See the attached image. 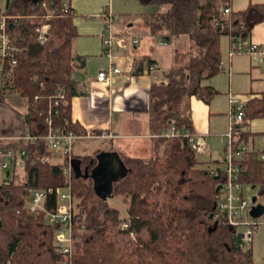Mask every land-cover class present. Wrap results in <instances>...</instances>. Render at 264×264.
Wrapping results in <instances>:
<instances>
[{"label":"trees","instance_id":"trees-1","mask_svg":"<svg viewBox=\"0 0 264 264\" xmlns=\"http://www.w3.org/2000/svg\"><path fill=\"white\" fill-rule=\"evenodd\" d=\"M59 1L45 0L48 8L58 10L55 14L59 15L49 22L58 24L59 29L47 30L48 39L35 58L27 56L26 48L33 27L42 22L44 11L40 5L27 6L26 14L34 17L16 25L7 21V32L21 51L11 72V87L0 85V101L10 94L25 97L23 132L39 138L33 143L6 145L24 146L26 155L20 179L15 168L0 178V264H59L52 247L53 228L43 222L40 214L29 215L22 207L27 189L31 188L46 190L45 207L52 209L53 190L63 185V164L41 160L49 155L41 139L46 133L43 119L52 103L49 96L57 87L63 90V101L54 108L52 128L84 134L69 116V99L74 94L71 74L75 67L70 44L75 32L70 11H60L63 8ZM219 1L139 0L143 5L165 7L144 17L150 34L166 43H186L184 50H174V61L163 72L166 82L152 84L148 90V129L156 135L155 143L161 151L146 159L120 157L127 172L113 184L112 195H121L124 217H120L117 208L95 197L91 180L84 178L93 159L89 155L72 156L70 193L78 201L72 217L69 264H254L250 248L245 247L240 234L214 207L218 194L215 188L223 181L222 170L201 166L183 136L192 130L189 97L207 104L217 94L202 82L221 69L220 35L228 36L229 51L233 52L236 41L246 40L253 25L264 21V2L249 3L232 11L229 0ZM11 3L12 0H5L3 8L9 9ZM225 6L230 10L227 14L222 13ZM34 96L37 98L33 99ZM243 111L244 119L264 116L262 94L247 99ZM241 126L233 125V148L245 140ZM168 127L179 135H158ZM259 154L244 150L238 162V181L257 187L264 204V159ZM122 237L126 241H121Z\"/></svg>","mask_w":264,"mask_h":264},{"label":"crops","instance_id":"crops-1","mask_svg":"<svg viewBox=\"0 0 264 264\" xmlns=\"http://www.w3.org/2000/svg\"><path fill=\"white\" fill-rule=\"evenodd\" d=\"M108 1L110 4V0L59 1L63 9L70 11V22L75 32L70 44V54L74 57L75 63L71 74L74 82V94L69 99L70 121L76 123L84 131V134L81 135L83 137L78 139L88 141V143L91 142V148H93L91 152L113 151L119 157L128 156L146 159L150 157V153L152 156L155 151L158 153L161 151V146L157 147L155 136L150 134L148 129V90L152 84L166 82L163 72L173 63L174 56L167 66L162 68L159 65L153 57L154 46H164L167 43L160 40V38L157 39L156 35L150 34L147 26L143 23L144 17L142 18L143 21L141 20L140 24L137 23L134 29L130 31L118 27L119 23L115 27L113 26L112 33L124 38V46L113 51L110 56H105L101 49V33L103 31V12L105 10L110 12ZM246 1V4L238 7L237 10L245 8L249 3L264 2V0ZM229 6L231 9L230 0ZM117 28L121 29L118 30ZM246 40L256 44L263 52L260 55L262 61L259 63L264 64V21L253 25ZM248 56L251 58V55ZM230 66L232 67L231 59L227 67L221 66V70L225 68L228 73V90H230ZM109 67H117L120 72L111 75L105 81H96V74ZM207 81L208 83L205 84L214 88L210 80L207 79ZM214 89L217 94L220 93L219 90ZM261 94L264 104V89L249 91L244 102L253 95ZM5 98L6 96L0 102L5 103ZM12 100L15 102L14 109L19 114H17L19 120L15 122V128L13 129L7 127L5 122H0V144H17L19 142L17 137L24 133L21 117L26 110L25 99L20 97L19 100ZM208 103L205 104L193 96L188 99L191 131L205 134L206 139L210 118L219 114L212 112L211 104ZM0 106L9 110V106ZM261 118H264V116L244 119L241 123V130L246 133L247 137L241 144L245 150H254L253 140L255 135H261L264 139V126L252 122ZM17 124L20 126L19 129L16 128ZM99 134L110 136L102 138L84 137L85 135ZM95 141H101L104 145H99ZM255 151L264 153V150L261 152ZM71 153L73 157L90 154H74L72 151ZM204 155L207 159L209 158L208 146ZM219 164L214 163L208 169H215L216 167L221 169L222 165L219 167Z\"/></svg>","mask_w":264,"mask_h":264},{"label":"built area","instance_id":"built-area-1","mask_svg":"<svg viewBox=\"0 0 264 264\" xmlns=\"http://www.w3.org/2000/svg\"><path fill=\"white\" fill-rule=\"evenodd\" d=\"M37 4L41 6L44 14L41 17L42 22L33 27L29 44L39 43L43 46L48 39L47 30L49 24L47 21L56 15L55 13L58 10H56L55 7L48 8L45 0H41L40 3ZM63 10L64 9H60V11ZM229 11V8L226 6L222 8L223 14H227ZM24 15V17H20L19 19L9 14L4 8H0V85H5L6 89L11 87V72L16 64L17 55L21 51V49L15 45L14 39L9 36L7 32V21L9 20L12 25H16L18 21L32 17L26 14ZM102 18L103 31L101 33V49L105 56H110L113 51L124 46V38L112 33V23L115 20L114 15L106 11L102 15ZM244 41H236L233 52L242 51L240 44ZM243 51L252 56L253 63L262 61L260 55L263 52L256 44L246 43ZM119 72L120 70L117 67H109L106 70H101L96 74V81H105L111 75L118 74ZM21 98L25 99L27 107V99L25 97ZM36 98L37 96L33 97V99ZM49 98L52 100V103L48 104L43 119L46 126V133L41 137L49 155L42 157L41 160L50 164H63L61 167L63 185L53 190L54 207L52 209L45 207L47 191L44 189L31 188L27 189L28 196L22 207L29 215L38 216L40 214L43 222L53 228L52 247L54 252L58 255V262L59 264H69L73 241L71 237L72 217L77 211L74 197L70 193L69 185L71 175L70 161L72 160L71 151L73 142L83 136L76 135L71 131L52 128L51 116L53 113H56L54 108L63 101V90L57 87L54 94L49 96ZM243 104L244 102H240L238 99L232 98V96L229 98V127L228 131L223 135L224 141L221 143V170L223 173V181L220 184L214 207L220 215L225 217L226 223L233 229H236L237 226L245 225V230L239 232V234L241 241L246 244L250 242L253 234L257 231V223L249 216L248 212L251 202L247 203L243 197L241 190L242 184L238 181V162L241 160V155L245 149L243 145L233 148V141L235 140L233 125L241 124L244 121ZM158 135L168 138L179 135V132L172 127H168L162 130ZM109 136L110 135H107L106 137ZM183 136L187 137L189 146L195 154L206 153L207 144L205 134L190 131L188 133H183ZM87 137L89 136L87 135ZM38 138V136L23 133L17 137V140L33 143V141ZM6 145L7 143L0 144V178L6 176L9 169L22 166L26 155L24 146L13 147L12 145ZM258 157L264 159V153H260ZM51 158H58L60 161L51 162ZM49 191L51 190H48V192ZM124 226L125 224H123V227ZM129 236L132 237L131 234H129Z\"/></svg>","mask_w":264,"mask_h":264},{"label":"rangeland","instance_id":"rangeland-1","mask_svg":"<svg viewBox=\"0 0 264 264\" xmlns=\"http://www.w3.org/2000/svg\"><path fill=\"white\" fill-rule=\"evenodd\" d=\"M110 1H111L110 4L108 1V8L110 6L109 13L115 16V20L112 23V28H114L115 25L119 23L118 27H122L123 30H128V31L133 30L134 26L137 23L140 24L143 21L142 19L143 17L157 11H163L165 8L164 6L157 5L154 3L143 5L139 2V0H110ZM218 2L220 1L218 0ZM246 2H247L246 0H230L232 11L237 10L238 7L244 6ZM30 3L31 2L29 0H12L9 9H5V11L20 19V17L25 16L24 14H26L27 6L30 5ZM4 4H5V0H0L1 8L4 7ZM39 7L41 8V6ZM58 15L59 14H56L55 16H53V18L57 17ZM36 19L39 20L38 18ZM49 21H47L49 24L48 30L50 28V30H52L53 32L59 29L58 24L50 25ZM120 29L121 28H119L118 30ZM156 37L157 39H159V36L156 35ZM246 43L249 44L250 42L248 40H245L240 44L242 51L230 52L228 36L226 34H221L219 37V50H220V62H221L220 65L223 67H227V64L230 61V59L232 61V67L230 66V72H229L230 90H228V73L225 68L224 70L220 69L216 74H214L212 77L209 78L211 85L217 90H219L220 93L214 95L209 102L211 104L212 112L219 113L213 115L210 118V126L208 129V135L206 139L207 140L206 144L208 146V151H209V156H208L209 158L207 159L204 154H195L196 158L201 162L200 165L206 168L207 167L211 168L214 165V163H220L218 165L219 167H221L222 165L221 143L224 141L223 135L228 131V127H229V118H228L229 98L232 96V98H236L240 102H244L249 91L264 89V79H263L264 64H261L259 62L258 63L252 62V56L251 58H249L248 56L249 54L243 51L244 45ZM185 44L186 43L184 41L179 40L175 42L169 41L164 46L155 45L153 57L163 68L170 63L171 58L174 56V50L175 49L178 51L181 49L184 50ZM202 83L205 84L208 83V81L204 80ZM19 98L20 97L17 95H8L5 98V103L0 102V105L9 106V110L0 106V122L1 121L5 122V125H7V127L9 126L12 129L15 128V122L19 120L18 118L19 114L14 109L15 102L12 99L19 100ZM221 113H225V114L222 115ZM252 122L260 123V125L264 126V118L253 120ZM19 127H20L19 124H17L16 128L19 129ZM252 130H258V129H252ZM85 136L86 138L106 137L104 134L88 135L89 137H87V135ZM246 138L247 137L245 136L244 139ZM95 142L99 145L102 144L104 145V143H102L101 141H95ZM91 147H92L91 142L88 143V141L86 142L83 140L76 139L72 145V152L74 154L84 155L91 152V150L93 149ZM253 148L258 152L264 150V139L261 137V135L257 134L254 136ZM95 152L97 151H93L89 154V156L93 160H94V156L96 155ZM149 156H151V153L149 154ZM50 161L59 162L60 160L58 158H51ZM91 163H93V165L91 166L92 168L95 162L93 161ZM10 170L11 169H9V171ZM14 173L20 179L23 175L22 167L21 166L16 167ZM87 173L89 174L90 170H88ZM241 190H242V195L247 201V203H250L251 197L253 196L256 197V202L261 201V198L258 195L257 187H251L249 184H242ZM121 198H122L121 195H117L114 193L112 196L106 199V202L109 205L119 210L120 217H124L126 211H125V205L122 203ZM77 201L78 200L74 198L75 208H77L76 207ZM252 220H254L257 223V231L253 234L250 242L245 244V247L247 248L250 245L249 248L251 250V257L254 264H264V213L258 218H254ZM244 226L245 225L237 226L235 230L238 233L243 232L245 230ZM121 241H126V237H122Z\"/></svg>","mask_w":264,"mask_h":264},{"label":"water","instance_id":"water-1","mask_svg":"<svg viewBox=\"0 0 264 264\" xmlns=\"http://www.w3.org/2000/svg\"><path fill=\"white\" fill-rule=\"evenodd\" d=\"M31 4H35L38 0H29ZM43 50V46L39 43H30L27 46L26 54L29 58L37 57ZM94 166L90 169V173L85 172L84 178L91 180L92 191L98 199L106 201L112 196V186L115 182L121 179L127 169L117 153L113 151H99L94 156ZM71 168L73 167V160L70 161ZM7 174V173H6ZM220 185L215 188L218 191ZM251 206L249 209V216L251 218H258L264 213V204L256 202V197H251Z\"/></svg>","mask_w":264,"mask_h":264}]
</instances>
